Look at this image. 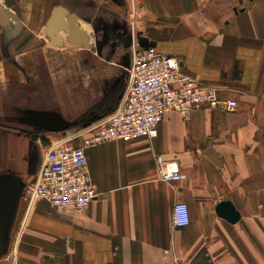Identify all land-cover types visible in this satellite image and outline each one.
<instances>
[{"label":"crops","instance_id":"0c3cea01","mask_svg":"<svg viewBox=\"0 0 264 264\" xmlns=\"http://www.w3.org/2000/svg\"><path fill=\"white\" fill-rule=\"evenodd\" d=\"M0 1L10 20L0 21V264H264V0H136L138 36L238 107L204 106L189 119L172 110L155 138L88 145L99 196L80 213L45 199L30 205L27 189L47 148L68 137L62 123L116 109L125 91L109 85L117 62L92 49L84 1ZM56 6L65 20L77 14L90 47L57 28L61 44L53 42L47 21ZM159 154L184 177L162 179ZM225 199L237 222L218 213ZM177 201L189 205L186 226L174 223Z\"/></svg>","mask_w":264,"mask_h":264},{"label":"built area","instance_id":"2783aa9c","mask_svg":"<svg viewBox=\"0 0 264 264\" xmlns=\"http://www.w3.org/2000/svg\"><path fill=\"white\" fill-rule=\"evenodd\" d=\"M133 27L132 62L125 91L116 109L81 145H75L69 137L51 143L37 182L27 189L30 205L38 199H45L51 206L67 213L85 211L99 196L98 187L91 179L85 150L92 143L155 138L159 134L160 122L172 110L180 112L186 119L204 106L236 111V99L224 98L216 87L183 73L182 62L177 56L159 51L156 44L142 45L135 22ZM157 162L162 179L184 177L176 161L159 154ZM173 217L175 225H188V203L177 201Z\"/></svg>","mask_w":264,"mask_h":264},{"label":"rangeland","instance_id":"374dc122","mask_svg":"<svg viewBox=\"0 0 264 264\" xmlns=\"http://www.w3.org/2000/svg\"><path fill=\"white\" fill-rule=\"evenodd\" d=\"M83 7L81 23L90 30L93 39L92 49L105 52L110 59L117 62L116 72L109 85L115 84L120 92L126 88L128 81V66L132 55L133 22L136 23L138 35L140 26V11L136 0H82ZM113 87V89H114ZM119 90V91H118ZM113 90V94L117 92ZM110 114L98 113L96 109L89 111L78 119L66 120L71 128L66 134L72 138L75 145L82 143L92 132L97 131V125ZM87 130V131H86Z\"/></svg>","mask_w":264,"mask_h":264},{"label":"water","instance_id":"95a60500","mask_svg":"<svg viewBox=\"0 0 264 264\" xmlns=\"http://www.w3.org/2000/svg\"><path fill=\"white\" fill-rule=\"evenodd\" d=\"M13 0H9V5H11ZM0 21L3 25L9 24V17L6 13L5 6L0 1ZM77 21V14L75 12H71L67 16V20L63 19V12H62V6H56L52 12V15L47 21L48 25V33L54 40V43L61 44L62 37L55 34V28L61 29L62 31L66 32L68 34V38L70 43H75L77 46H83V47H90L89 44V34L85 31L80 29L76 25ZM141 44L148 46L149 44L155 45V42L148 41L147 38L141 39ZM43 124L50 126L52 128H55L56 123L59 122L56 119H44L41 121ZM67 123H62V127H65ZM218 213L228 219L231 222H237L241 214L235 204L229 200L225 199L219 202L217 206Z\"/></svg>","mask_w":264,"mask_h":264},{"label":"flooded vegetation","instance_id":"af4514ba","mask_svg":"<svg viewBox=\"0 0 264 264\" xmlns=\"http://www.w3.org/2000/svg\"><path fill=\"white\" fill-rule=\"evenodd\" d=\"M58 124L56 123V125L55 126H57Z\"/></svg>","mask_w":264,"mask_h":264}]
</instances>
